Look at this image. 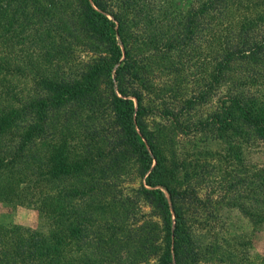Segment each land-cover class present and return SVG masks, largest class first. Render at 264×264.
Returning <instances> with one entry per match:
<instances>
[{
  "label": "trees",
  "instance_id": "obj_1",
  "mask_svg": "<svg viewBox=\"0 0 264 264\" xmlns=\"http://www.w3.org/2000/svg\"><path fill=\"white\" fill-rule=\"evenodd\" d=\"M172 3L0 0V203L44 222H0V264H205L223 256L195 224L214 206L264 225V167L246 162L264 0ZM207 139L242 169L204 191Z\"/></svg>",
  "mask_w": 264,
  "mask_h": 264
},
{
  "label": "rangeland",
  "instance_id": "obj_2",
  "mask_svg": "<svg viewBox=\"0 0 264 264\" xmlns=\"http://www.w3.org/2000/svg\"><path fill=\"white\" fill-rule=\"evenodd\" d=\"M195 2L196 0H173L172 5L175 10L177 8L185 9ZM189 64L192 68H195L193 59L190 60ZM262 88L264 91V85ZM224 150L225 146L222 141L211 139L203 140V142H199L193 148L191 153L202 158L201 160L206 159L210 163L206 168L208 184L205 186L201 183L200 189L205 191L207 188L208 191L209 187L216 185L222 175L233 168L235 169L236 166L239 170L242 169V166L235 165L231 159L219 157V154H223ZM249 161L251 164L264 167V143H256L252 148L248 149L246 162ZM212 213L207 218L206 226L203 223V218H200L195 224L200 227L211 228L218 234L216 237L221 239V245L217 248H220L219 252L223 256L221 257L222 260L214 258L212 262L205 264H228L238 259L241 260L240 257L242 256L244 257L243 263L246 264L264 263V225H253L237 208L231 207L230 204L223 208L216 205ZM0 222L6 225L18 224L23 228H44L40 212L35 208L24 205L13 207L12 205L0 203ZM196 229L200 238L206 234L204 228L203 230Z\"/></svg>",
  "mask_w": 264,
  "mask_h": 264
}]
</instances>
